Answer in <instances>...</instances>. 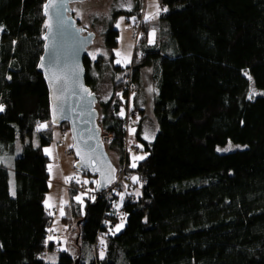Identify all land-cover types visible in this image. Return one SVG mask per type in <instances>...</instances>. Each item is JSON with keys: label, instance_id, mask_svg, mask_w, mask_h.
I'll return each mask as SVG.
<instances>
[{"label": "trees", "instance_id": "16d2710c", "mask_svg": "<svg viewBox=\"0 0 264 264\" xmlns=\"http://www.w3.org/2000/svg\"><path fill=\"white\" fill-rule=\"evenodd\" d=\"M45 1L0 0V155L16 142L21 147L12 166L0 164V264H46L45 252L59 244L50 229L53 215L44 206L49 158L43 147L53 142L56 130L37 72ZM135 1L131 13L139 16L142 2ZM159 4L160 46L148 44L143 23L131 64L123 75L113 66L111 94L99 102V126L114 133L108 147L119 151L118 168L128 182L121 208L114 193L123 191L121 182L97 197L96 178L81 172L94 179L91 193L82 194L83 204L75 200L78 181L72 180L62 218L68 232L76 228L78 255L60 251L56 264L76 259L77 264H264V0ZM118 34L109 24L102 33L106 50L117 46ZM104 60L100 55L95 61L89 55L84 59L86 84L95 94L107 67ZM145 69L155 89L158 128L153 141H146L142 121L135 124L134 137L147 157L130 167L127 78L135 88L133 110L141 112L135 97ZM227 142L244 148L217 153L216 147ZM120 211L124 227L112 234ZM111 221L114 228L108 226ZM82 245L90 249L89 262Z\"/></svg>", "mask_w": 264, "mask_h": 264}, {"label": "rangeland", "instance_id": "374dc122", "mask_svg": "<svg viewBox=\"0 0 264 264\" xmlns=\"http://www.w3.org/2000/svg\"><path fill=\"white\" fill-rule=\"evenodd\" d=\"M141 9L139 16L132 12L136 1L135 0H94L84 4H73V16L79 22L80 26L86 30L93 32L96 35L94 45L87 48L86 53L95 61L97 56H103L107 65L103 74L99 77L96 84V95L98 99L97 109H100L99 102L105 101L111 94L112 90V71L113 66L120 67L122 69V75L126 68L131 64V61L135 55V45L138 44L140 36L136 43L132 39V32L136 25L138 27L143 25L147 26V42L149 45L159 47L160 40L158 38V30L161 27L163 20L161 19L162 9L159 4V0H141ZM127 13V14H125ZM112 24L119 34L117 37V46L108 51L103 46L102 33L105 29ZM139 28V31L141 30ZM120 74L116 76L119 78ZM128 77V76H126ZM150 70L145 69L142 72L141 90L139 95L135 97V102L140 111H137L136 116L133 118L134 124L142 121L143 137L146 141H153L157 133V122L153 116V97L154 87L150 79ZM252 87V86H251ZM255 89L254 87H252ZM254 93L253 91H251ZM251 93V94H252ZM261 93V91H260ZM134 100V98H133ZM140 105H139V103ZM134 105V102H132ZM100 116V115H99ZM54 130L53 142L43 147V153L49 158L48 164V193L44 200V206L46 210H49L53 215V222L51 230L54 233L53 240L58 244L57 250L45 252L43 257L46 264H56L60 251H69L72 255L77 256L79 245L76 238V228L73 227L70 232L68 228L62 222L64 216V208L69 203L70 194L67 190V186L72 180L78 182H84L86 185L94 179L88 177H82L81 172L74 168L73 154L66 155L68 150H71L72 141L70 135H66L65 138L59 139V130L57 127ZM135 129H132L128 133V139L126 143L125 152L128 154V163L130 167H135L136 164L147 157V153L142 150L141 145L136 141ZM59 139V140H58ZM58 140V141H56ZM60 141V142H59ZM35 146L37 144L35 143ZM244 148L241 144H234L227 142L224 146L216 147L217 153H228L235 150ZM139 153H136V150ZM217 149H221L218 151ZM223 149H228L223 151ZM47 150V151H46ZM3 155H0V164L6 167H10L14 164L15 158L21 153V147L18 142L9 146ZM106 152L112 161L113 165L118 168L120 165V153L115 146H107ZM139 158V159H138ZM130 161V162H129ZM135 165V166H133ZM118 173H122V169L118 168ZM135 178V182L133 180ZM123 191L115 190L117 199L115 201L116 208H121V204L125 197V189L128 186V182L125 178H122ZM134 184L137 186L135 191L136 195L140 194V186L136 177L131 178ZM13 177H10V186L13 189ZM75 200L84 203L82 193L74 194ZM125 224V221H119L117 226L112 230V234H118L121 232ZM82 255L86 262H89V247L82 245Z\"/></svg>", "mask_w": 264, "mask_h": 264}, {"label": "water", "instance_id": "95a60500", "mask_svg": "<svg viewBox=\"0 0 264 264\" xmlns=\"http://www.w3.org/2000/svg\"><path fill=\"white\" fill-rule=\"evenodd\" d=\"M94 0H46L42 13L46 22L44 44L37 72L42 76L49 102L50 124H66L72 141L74 168L96 178L95 194L111 188L118 168L110 160L100 139L97 95L86 84L84 59L96 35L80 26L72 5ZM85 33V34H84ZM78 260L74 264H77Z\"/></svg>", "mask_w": 264, "mask_h": 264}, {"label": "built area", "instance_id": "2783aa9c", "mask_svg": "<svg viewBox=\"0 0 264 264\" xmlns=\"http://www.w3.org/2000/svg\"><path fill=\"white\" fill-rule=\"evenodd\" d=\"M138 36H139V30L137 28L132 33V39L134 40L135 43L138 40ZM127 81H128V85H127V98H126L127 100H126V103L129 105V104L132 103L131 102V97H132V94L135 91V88L132 85L129 77L127 78ZM133 117H134V112L131 111L129 109V107H127V109L124 112L125 133H126L125 143L127 142L129 131L132 130L134 128V126H135V124L133 122ZM41 125L45 126V124H38V128H40L41 130L46 128V126L45 127H40ZM59 131H60V137H61L60 139L65 137L68 134V132H69L66 129H60ZM100 139H101L102 143L104 144V146L107 147L112 141H114L115 135L112 132H105V131H103L101 129ZM69 154H72L71 150H68L66 152V155H69ZM123 172H124V170H122L121 174L118 173L117 181H116V183L114 185L119 184L123 180L122 179L124 177ZM67 189H69V186H67ZM109 189H111V188H109ZM109 189L105 190L102 193H105L106 195H108ZM75 191H77L79 193H82V194H90L91 193V187L89 185H86L84 182H78L77 186L75 187ZM123 217H124V214H123V212L120 211V212L117 213L116 220L119 221ZM108 226H109V228H114L116 226V222L115 221H111V222L108 223ZM52 237H53V233L51 231H49L48 238L50 239ZM99 249H101V245H100V243L98 241H96L95 251H98Z\"/></svg>", "mask_w": 264, "mask_h": 264}, {"label": "bare ground", "instance_id": "6f19581e", "mask_svg": "<svg viewBox=\"0 0 264 264\" xmlns=\"http://www.w3.org/2000/svg\"><path fill=\"white\" fill-rule=\"evenodd\" d=\"M138 28V30H139V28H140V26L138 27V25H136L135 27H134V29H133V32L135 31V29H137ZM141 29V28H140ZM132 32V33H133ZM140 32H141V30L139 31V36H140ZM139 36H138V38H139ZM136 46H137V43H136V45H135V49H136ZM135 92V91H134ZM98 104V103H97ZM127 107H129V109L131 110V111H133L134 112V117L136 116V114H137V111H135V110H133V105H132V103L131 104H127L126 103V107H125V110L127 109ZM133 117V118H134ZM133 129H135V126H134V128ZM59 136H60V131H59Z\"/></svg>", "mask_w": 264, "mask_h": 264}, {"label": "snow or ice", "instance_id": "6c2138e0", "mask_svg": "<svg viewBox=\"0 0 264 264\" xmlns=\"http://www.w3.org/2000/svg\"><path fill=\"white\" fill-rule=\"evenodd\" d=\"M0 111H3V106H0ZM121 115H123V110H121ZM40 127H45L44 125H41ZM218 151H221V149H217ZM228 149H223V151H227ZM47 151V150H46ZM139 159V158H138ZM135 166V165H133ZM134 182H135V178H133ZM101 243H103V241H101ZM101 255H103L101 253Z\"/></svg>", "mask_w": 264, "mask_h": 264}, {"label": "crops", "instance_id": "0c3cea01", "mask_svg": "<svg viewBox=\"0 0 264 264\" xmlns=\"http://www.w3.org/2000/svg\"><path fill=\"white\" fill-rule=\"evenodd\" d=\"M135 103H136V102H135ZM138 103H139V102H138ZM139 105H140V103H139ZM54 135H55V133H54ZM55 136H56V135H55ZM53 137H54V136H53ZM60 138H61V137L59 136V139H60ZM64 138H65V137H64ZM53 139H54V138H53ZM59 139H58V140H59ZM62 139H63V138H62ZM58 140H56V141H58Z\"/></svg>", "mask_w": 264, "mask_h": 264}, {"label": "flooded vegetation", "instance_id": "af4514ba", "mask_svg": "<svg viewBox=\"0 0 264 264\" xmlns=\"http://www.w3.org/2000/svg\"><path fill=\"white\" fill-rule=\"evenodd\" d=\"M86 30V29H85ZM86 31H88V30H86ZM89 32V31H88ZM85 34V33H84Z\"/></svg>", "mask_w": 264, "mask_h": 264}]
</instances>
